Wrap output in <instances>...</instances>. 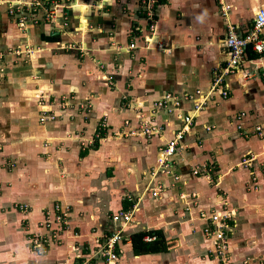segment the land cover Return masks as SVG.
<instances>
[{"label": "crops", "instance_id": "obj_1", "mask_svg": "<svg viewBox=\"0 0 264 264\" xmlns=\"http://www.w3.org/2000/svg\"><path fill=\"white\" fill-rule=\"evenodd\" d=\"M5 1L0 264H85L112 232L111 216L134 205L115 264H222L207 255L212 241L199 213L211 210L233 217L227 264H264V54L222 77L226 97L211 91L227 62V25L246 33L264 0H159L148 47L138 0H61L59 26L29 22L23 30ZM27 47L29 58L10 52ZM167 94V107H155ZM185 116L193 118L187 128ZM103 120L108 131L94 148ZM142 120L160 135H133ZM185 129L162 173L163 148ZM205 164L214 165L213 186L192 172ZM159 183L166 189L152 197ZM54 203L69 208V231L83 246L39 256L27 233ZM152 230L162 232L169 251L134 255L131 234Z\"/></svg>", "mask_w": 264, "mask_h": 264}, {"label": "built area", "instance_id": "obj_2", "mask_svg": "<svg viewBox=\"0 0 264 264\" xmlns=\"http://www.w3.org/2000/svg\"><path fill=\"white\" fill-rule=\"evenodd\" d=\"M221 1V0H219ZM138 13L147 23L146 36V47L149 46L152 36L155 33L157 25V15L156 7L159 0H138ZM10 10L7 11L9 17L13 18L19 27L23 30L27 28L29 22L33 24L45 23L59 26L58 10L61 7L56 0H13L10 2ZM224 3L221 2L223 7ZM264 28V9H259L253 19V23L250 29L244 34H238L236 28L233 25H227V31L225 40L222 44L227 56V62L225 67L222 69V73L215 79L214 85L212 87V92L218 91L222 97L228 95V86L223 84L222 77L226 74H230L238 70L242 63L248 59L247 50L250 49L253 53L262 55L264 54V39L260 37L261 31ZM136 45L134 42L128 45V50H134ZM17 57L21 55L29 58L32 55V50L30 47L26 49H17L10 51ZM25 58V57H24ZM27 60V59H26ZM1 67V66H0ZM1 78V70H0ZM264 82V72L262 74ZM225 86L223 89L221 86ZM173 98L170 94L165 95L160 101L155 103V107L166 108L169 101ZM41 104L42 101L39 100ZM173 106H178L180 104L179 100H175L172 103ZM201 103H198L195 109H200ZM45 113V111H42ZM46 116H43L40 121L43 122ZM193 118L189 116L184 117V122L186 128L191 125ZM107 122L103 120L99 123L95 135V140H101L105 137L107 133ZM183 131L181 130L176 134L174 141L165 145L162 150L163 158L159 161L160 168H162V173L166 169L170 168L172 165L171 157L176 153L177 146H179V141L183 139ZM161 129L152 124L151 121H140L137 125L136 130L132 132L133 135H141L143 137H152L160 135ZM255 132L261 135L262 128L256 127ZM214 171L212 165H203L195 167L192 172L195 176H200L209 183H213L212 172ZM169 173V172H165ZM177 176H175V179ZM166 189L165 185L159 183L156 189L152 192V197H157L161 191ZM195 196L192 195V198ZM192 205L196 206L197 202L194 201ZM18 207V205H16ZM15 206V207H16ZM20 210H25L28 208H23L19 206ZM137 211V207L134 205L128 210H118L114 215L111 216V221L113 225V230L104 237L103 243L99 246L98 251L93 254L91 259H97L102 261V264H114L117 260V249L119 242L122 240V232L133 223L134 213ZM200 218L204 219L206 225L203 229L205 237L212 241V248L207 251L212 257L217 259L219 263L227 264L228 257V239L227 234L231 230V223H233L232 214L215 212L214 210L209 211V214L205 212L199 213ZM70 211L67 206H62L60 203H54L51 208L44 210L41 213V218L37 221L36 230L30 231L28 234L29 247L33 253L42 256L45 255L52 246H57L62 243L64 237L70 238L72 232H70L69 219ZM27 224V223H26ZM29 225V224H27ZM71 234V235H70ZM155 237L146 236L145 241L154 240ZM88 263V261H87ZM85 263V264H87Z\"/></svg>", "mask_w": 264, "mask_h": 264}, {"label": "trees", "instance_id": "obj_3", "mask_svg": "<svg viewBox=\"0 0 264 264\" xmlns=\"http://www.w3.org/2000/svg\"><path fill=\"white\" fill-rule=\"evenodd\" d=\"M162 1V0H160ZM250 49L247 50V55L251 59H255L258 57L255 53H253ZM98 141H94V148H97ZM129 206L126 204L124 209H128ZM146 236H154V240L145 241L144 238ZM131 247L133 254L136 256L141 255H151V254H158V253H166L170 249V245L164 239L162 232L157 230L152 231H139L132 233L131 236Z\"/></svg>", "mask_w": 264, "mask_h": 264}, {"label": "rangeland", "instance_id": "obj_4", "mask_svg": "<svg viewBox=\"0 0 264 264\" xmlns=\"http://www.w3.org/2000/svg\"><path fill=\"white\" fill-rule=\"evenodd\" d=\"M11 1H13V0H7V1H5V4H4V6H6V10L8 11V10H10V2ZM56 1H58L59 2V4L60 5H62V1L61 0H56ZM57 20H58V22H60V19H59V13H58V18H57ZM112 133H116V132H112ZM109 134V133H108ZM119 134H112V136L113 137H116V136H118ZM9 161V160H8ZM12 163H10V162H6V163H4V165L5 166H8V167H10V165H11ZM213 165V164H212ZM214 166V165H213ZM212 186H213V183H210ZM110 212V211H109ZM136 213V212H135ZM135 213H134V215H135ZM109 214V213H108ZM111 214V213H110ZM36 224H37V222H35ZM75 231V230H74ZM29 232V231H28ZM72 232H73V228H72ZM27 234H29V233H27ZM71 235V234H70ZM76 238V236H75V233L73 232V235L70 237V238H67V237H64L63 239H62V243L60 244V245H57L56 247H62V248H67V249H69V250H77L78 248L80 249V246H83V244H81L80 242H77V238ZM52 247H55V246H52ZM75 248V249H74ZM119 248V247H118ZM50 250V249H49ZM48 250V251H49ZM98 251V250H97ZM96 251V252H97ZM95 252V253H96ZM119 253V249H117V254ZM208 255V257H209V253L207 254ZM96 257H97V260H99V257L96 255ZM210 257H211V255H210ZM211 259V258H210ZM95 260L96 259H87V260H85V261H88V263L87 264H94L95 263ZM247 261H249V259L247 260ZM100 263H102V261L100 262ZM115 264V263H114ZM259 264V263H258Z\"/></svg>", "mask_w": 264, "mask_h": 264}]
</instances>
